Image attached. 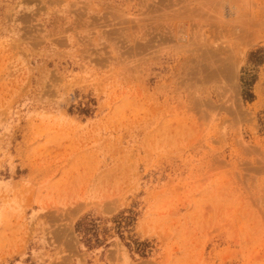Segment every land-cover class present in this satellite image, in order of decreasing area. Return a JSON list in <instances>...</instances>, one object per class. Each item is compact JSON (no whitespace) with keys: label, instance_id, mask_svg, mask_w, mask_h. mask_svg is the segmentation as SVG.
Instances as JSON below:
<instances>
[{"label":"rangeland","instance_id":"rangeland-1","mask_svg":"<svg viewBox=\"0 0 264 264\" xmlns=\"http://www.w3.org/2000/svg\"><path fill=\"white\" fill-rule=\"evenodd\" d=\"M0 264H264V0H0Z\"/></svg>","mask_w":264,"mask_h":264},{"label":"trees","instance_id":"trees-1","mask_svg":"<svg viewBox=\"0 0 264 264\" xmlns=\"http://www.w3.org/2000/svg\"><path fill=\"white\" fill-rule=\"evenodd\" d=\"M247 97L251 98L252 94H250V93L247 94ZM82 228H83V220L77 221L76 224H75L76 231L80 233L81 231H83ZM90 240H91L90 238H86V242L87 243H89Z\"/></svg>","mask_w":264,"mask_h":264},{"label":"bare ground","instance_id":"bare-ground-1","mask_svg":"<svg viewBox=\"0 0 264 264\" xmlns=\"http://www.w3.org/2000/svg\"><path fill=\"white\" fill-rule=\"evenodd\" d=\"M160 1V0H159ZM168 1V0H167ZM181 3V2H180ZM159 4V3H158ZM164 4V3H163ZM168 5V4H167ZM170 5V4H169ZM182 5V4H181ZM159 7H160V5H159ZM174 7V6H173ZM162 10V9H161ZM173 10V9H172ZM179 10V9H178ZM201 10V9H200ZM183 11V10H182ZM261 11V10H260ZM155 14V13H154ZM186 16V15H185ZM200 16V15H199ZM139 17V16H138ZM194 18V17H193ZM226 20V19H225ZM262 21V20H261ZM198 23V22H197ZM235 25V24H234ZM229 26V25H228ZM244 26V25H243ZM242 26V27H243ZM239 29V28H238ZM241 29V28H240ZM247 29V28H246ZM252 29V28H251ZM244 30V29H243ZM246 31V30H245ZM242 32V31H241ZM244 33V32H243ZM242 33V34H243ZM255 34V33H254ZM234 35H236V34H234ZM188 37V36H187ZM249 39V38H248ZM206 49V48H205ZM201 56V55H200ZM191 58V57H190ZM201 60V59H200ZM196 64V63H195ZM192 65V64H191ZM187 69V68H186ZM201 69V68H200ZM221 70V69H220ZM215 71V70H214ZM193 73V72H192Z\"/></svg>","mask_w":264,"mask_h":264}]
</instances>
